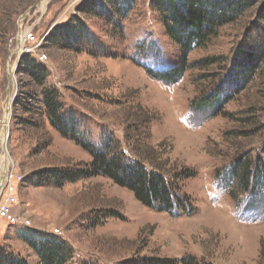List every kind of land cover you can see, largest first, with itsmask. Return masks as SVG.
Returning a JSON list of instances; mask_svg holds the SVG:
<instances>
[{
    "label": "rangeland",
    "instance_id": "1",
    "mask_svg": "<svg viewBox=\"0 0 264 264\" xmlns=\"http://www.w3.org/2000/svg\"><path fill=\"white\" fill-rule=\"evenodd\" d=\"M84 1L49 0L43 9V0H0V120L9 100V162L25 177L17 185L15 207L24 224L11 227L0 219V246L39 264L19 237L21 229L29 228L39 237L65 241L73 252L69 264L184 257L199 264H264V189L255 199L222 178L240 157L264 159V61L242 92L228 94V104L197 107L223 88L232 91L229 73L236 50L264 43L257 8L196 47L188 56L189 70L168 84L149 76L147 69L168 70L182 53L151 0H137L126 17L111 12L108 18L79 13ZM75 15L89 29V42L83 39L79 49H71L46 41L43 51L49 62L41 64L61 95L63 109L95 146L112 136L130 159L137 158L134 147L154 159L164 176L180 185L190 211L152 210L101 176L63 186L33 184L30 176L42 170L83 167L91 157L51 126L39 100L27 101L26 93L42 88L18 72L15 91L8 62L21 29L51 37ZM19 98L30 104L31 112L15 104ZM3 156L0 147V165ZM145 166L150 169V162ZM184 171L191 178L179 179Z\"/></svg>",
    "mask_w": 264,
    "mask_h": 264
},
{
    "label": "trees",
    "instance_id": "2",
    "mask_svg": "<svg viewBox=\"0 0 264 264\" xmlns=\"http://www.w3.org/2000/svg\"><path fill=\"white\" fill-rule=\"evenodd\" d=\"M137 0H85L77 10L83 14H96L101 18L114 15L126 17L128 11ZM153 8L160 15L162 25L169 38L179 47L182 57L179 62L168 70L154 71L147 69L149 76L174 84L189 70L188 56L193 50L207 43L218 34V31L237 22L250 10L257 8L256 21L262 24L264 35V0H151ZM86 24L78 17L56 27L47 36L52 46L79 49L83 39H91ZM264 61V43L254 44L250 48H239L232 58L229 85L232 91L221 89L213 97H208L200 104L199 109H219L228 104L232 96L240 93L256 76ZM18 72L29 80L32 85L42 90L26 93L27 101L39 100L43 104L51 126L64 138L75 142L83 151L89 154L91 162L77 168H50L33 176V184L38 186H63L83 179L105 177L115 185L130 191L143 206L159 212L172 214L174 211H190L189 199L181 193V187L175 180L167 179L154 159H151L141 149L132 148L137 158L130 159L121 142L112 136L105 139L101 147L95 146L84 135L79 133L77 121L73 115L63 109L61 95L48 82V70L30 56H23ZM41 97V99H40ZM25 113L31 112L30 104L21 103ZM264 155V145L262 148ZM153 161V162H152ZM150 162V169L145 166ZM179 179L186 180L191 175L186 171L180 173ZM29 177V178H30ZM222 178L229 183L236 182V188L241 193H249L255 199L261 196L264 189V159L259 156L254 161L240 157L223 174ZM260 194V195H259ZM232 198L237 199L236 190ZM254 199V198H253ZM252 204V202H251ZM256 207V204H252ZM28 246L39 259V264H69L73 260V252L67 243L57 237H39L35 231L23 228L19 232ZM0 264H30L28 260L6 247L0 246ZM135 264H199L194 257H184L180 260L144 258Z\"/></svg>",
    "mask_w": 264,
    "mask_h": 264
},
{
    "label": "built area",
    "instance_id": "3",
    "mask_svg": "<svg viewBox=\"0 0 264 264\" xmlns=\"http://www.w3.org/2000/svg\"><path fill=\"white\" fill-rule=\"evenodd\" d=\"M47 38H38L34 31H23L21 29L14 51L11 53L9 59V75L11 83L14 85L16 91V84L18 83L17 74L19 69V63L23 56H30L34 58L40 64H47L49 62V56L43 49L46 44ZM13 104L9 102L4 110L3 116L0 120V147L3 151V157L0 165V219L8 222L9 226H18L24 224L15 212V207L18 203L17 192L18 184L23 185L25 177L16 170L14 163H8L6 171L2 172L4 159L6 156L11 159V153L8 150L10 141V132L13 118L12 111ZM3 173V174H2ZM55 234H61V231L55 230Z\"/></svg>",
    "mask_w": 264,
    "mask_h": 264
},
{
    "label": "bare ground",
    "instance_id": "4",
    "mask_svg": "<svg viewBox=\"0 0 264 264\" xmlns=\"http://www.w3.org/2000/svg\"><path fill=\"white\" fill-rule=\"evenodd\" d=\"M49 2V0H43V2H42V5H43V9H44V7L46 6V4ZM4 161V163H3V167L1 168L2 169V172L3 171H6V169H7V164L9 163V158L6 156V158L3 160ZM3 174V173H2Z\"/></svg>",
    "mask_w": 264,
    "mask_h": 264
}]
</instances>
